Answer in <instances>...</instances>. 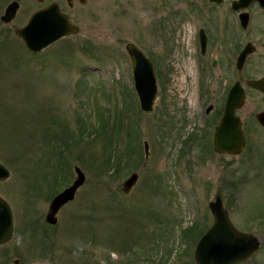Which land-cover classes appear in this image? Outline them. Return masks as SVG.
Listing matches in <instances>:
<instances>
[{
	"label": "rangeland",
	"instance_id": "1",
	"mask_svg": "<svg viewBox=\"0 0 264 264\" xmlns=\"http://www.w3.org/2000/svg\"><path fill=\"white\" fill-rule=\"evenodd\" d=\"M230 1L216 7L208 0H149L146 6L127 0L122 8L124 0H109L107 12L96 16L74 9L70 17L79 33L38 54H29L13 33L32 9L23 5L11 23L0 21V161L10 171L0 195L11 206L14 228L0 245V264H195V245L180 234L212 224L208 201L218 194L230 222L260 241L245 263L264 264V131L247 127L253 106L264 105H246L239 113L246 144L238 156L214 152L221 88L242 75L223 70V62L212 70L207 61V76L194 56L195 28L218 27ZM9 2L0 0V15ZM239 31L238 48L247 37ZM129 42L154 65L159 94L151 114L139 110L124 49ZM255 56L249 69L258 63ZM210 102L216 105L205 113ZM164 110L178 129L162 138L156 130ZM54 118L64 138L53 149L46 129ZM133 124L142 156L128 157L125 132ZM189 133L195 140L181 154ZM107 155L118 159V177L105 164ZM73 166L85 181L59 210L57 223L48 224L49 201L75 179ZM132 172L137 181L124 193L122 182Z\"/></svg>",
	"mask_w": 264,
	"mask_h": 264
},
{
	"label": "water",
	"instance_id": "2",
	"mask_svg": "<svg viewBox=\"0 0 264 264\" xmlns=\"http://www.w3.org/2000/svg\"><path fill=\"white\" fill-rule=\"evenodd\" d=\"M19 0L10 1L0 15V20L8 23L13 20L19 8ZM219 3L222 0H208ZM256 2L264 9V0H235L232 2L234 10H243L251 3ZM242 27H246L248 13L239 14ZM66 14L50 7L32 13L27 22L15 28L14 33L22 41L27 51L41 52L43 49L62 37L74 35L79 32V27L67 20ZM131 60L133 87L137 95L140 111L150 114L154 108L155 99L158 97V84L152 61L134 43H127L125 48ZM251 52L249 45L238 53L237 68L241 70L246 55ZM240 82H235L230 88L225 101L223 114L219 117L213 133V149L218 154L237 155L245 145L241 119L236 114L244 103V90ZM264 92V76L259 79H250L247 84ZM209 109H207L208 111ZM258 122L264 126V111L256 114ZM143 142L145 156L148 155V142ZM76 174L71 184L57 192L49 201L45 220L48 224L57 223V214L67 203L71 202L77 190L85 181V174L78 166H73ZM10 171L0 161V182L8 180ZM138 174L132 172L122 182V192L127 193L137 181ZM208 207L213 216V222L202 233L197 243L194 244L193 259L195 264H235L250 258L258 250V238L249 232L238 230L230 222L228 210L224 207L221 197L215 196L208 201ZM13 217L11 207L0 195V244L7 243L13 236ZM15 259L12 264H19ZM24 264V263H23ZM34 264H52L39 262Z\"/></svg>",
	"mask_w": 264,
	"mask_h": 264
},
{
	"label": "flooded vegetation",
	"instance_id": "3",
	"mask_svg": "<svg viewBox=\"0 0 264 264\" xmlns=\"http://www.w3.org/2000/svg\"><path fill=\"white\" fill-rule=\"evenodd\" d=\"M12 1V0H10ZM33 1V2H32ZM109 0H20L19 2V9L23 5H25L28 9H32L31 13L47 10L50 7L58 9L60 12L67 15V20L70 22H73L70 17V12L72 10L77 9L79 13L85 12L91 14L92 16H96L98 14L107 12L108 9V2ZM127 0H124V6L122 8H125L127 6ZM162 1V0H161ZM166 0H163L165 2ZM224 0L220 1L219 3H213L216 7H219ZM235 0L230 1V6L224 7L227 11H225V17L223 18V21L219 24V26H216L215 22H210L211 24L208 29L206 26H198L195 28V34L193 36L194 38V46H195V57L197 58L198 65L197 68L203 72L206 73V71L209 70V68L206 66L207 61L209 62L210 68L212 70H216L218 68L219 64L223 62L224 67L223 70L228 71H235L238 73L239 76H241L242 81H240L241 85L244 88V95L245 100L243 103L242 108H240L237 111V114H241L243 107L246 105H264V92H261L253 87H250L247 84L248 79H258L260 77L264 76V51L263 54H260L258 56H255L260 48H263L264 50V9H261V7L256 3H251L245 10H234L232 8V2ZM145 6L148 5L149 0H143L142 2ZM168 3V2H166ZM213 5V6H214ZM120 7V6H119ZM248 13V21L246 27H242L239 14L242 12ZM261 17V18H260ZM209 19V18H208ZM262 19V20H261ZM210 21V20H208ZM74 23V22H73ZM237 25H239L240 28H237ZM239 29H241L242 32H247V37L242 42V45L238 48L237 47V36L239 34ZM249 45V49H251V52L246 56L245 62L243 63V67L241 71L236 70V58L238 53H240L241 49ZM255 56V59L257 60V64H254L251 66V68H248V65H250L249 61L252 60V58ZM226 71V72H228ZM249 71H260L259 75L256 76V74L249 75ZM216 72V71H215ZM207 74V73H206ZM210 74V73H209ZM207 76H209L207 74ZM238 81L235 80L233 84ZM226 83H224L225 85ZM228 86H222L220 91V105H222L221 110L223 111V107L225 106V100L226 95L228 94V91L230 87L233 85ZM206 85V81L202 82L201 88L202 90L205 89L204 86ZM203 97L206 96V93L203 91ZM254 98L255 100H252ZM251 101V102H249ZM216 105L214 102H210L207 104V107H205V113H208L210 109H212V106ZM262 107V106H261ZM207 109H209L207 111ZM256 106H253V109L248 113L247 115L252 116L253 119L247 123V127L249 129H260L264 131V126H261L259 122L256 120L255 115L256 113L263 111L264 107L256 110ZM246 115V116H247ZM245 117V116H244ZM242 120V118H241ZM244 126V120H242V126ZM259 127V128H258ZM245 130V127H243V131ZM260 248V247H259ZM259 250V249H258ZM256 254L254 253L249 259L250 260L253 256ZM247 260H244L243 262H238L235 264H248L245 262H248Z\"/></svg>",
	"mask_w": 264,
	"mask_h": 264
},
{
	"label": "trees",
	"instance_id": "4",
	"mask_svg": "<svg viewBox=\"0 0 264 264\" xmlns=\"http://www.w3.org/2000/svg\"><path fill=\"white\" fill-rule=\"evenodd\" d=\"M85 49H87V48H85ZM219 114H220V112H219ZM165 117H166V119H165ZM53 120L54 121L50 122V125H49L50 128L47 127V129H46V130L52 132L51 135L48 136V138H46L47 143L51 144V146H50L51 148H53V146H54V145H52L53 143H55V145H57V143L60 144L59 141L62 142V140L64 138L63 136H61V135L58 136V134H57V128H61L59 121L56 118H54ZM117 120L118 119H116L113 122L114 123L113 128L117 124L116 123ZM158 121H159L158 130H156V131H158V135L162 138H165L167 136L166 132H172V131L175 132L176 129H178V127L176 126V123L178 122V120H175L174 116H172V115L170 116L168 111H166V110L160 112ZM52 124H53L54 128H52V126H51ZM134 125L135 124L130 126V129L126 130V132H125L126 136L128 137V141H127V144L125 147V151H124L125 153L124 154H128V157L135 155L136 153L139 154V151L141 153V150H139V148H141L140 143H138L139 141H135V138L138 136L139 133L137 130V126L135 125V127H134ZM105 129H106L105 125H102L101 130H105ZM132 140H134V141L132 142ZM192 140H195L194 135H193V133H189L186 136V138L183 140L184 145H183V148L180 150L181 154L187 152V150L190 149L191 145H189V144L192 142ZM68 142L69 141L67 140V143ZM141 156H142V153H141ZM60 159L62 161L61 166H63L65 163L61 157H60ZM105 164H110L111 166L113 165V167H112L113 168V175H116L119 172H121V167H120V165H118L119 164L118 159H116L112 155H107V159H106ZM116 176L118 177L119 175H116ZM153 188H156V187H153ZM156 190H157V188H156ZM203 232H204V230L199 229V227L196 224H194L192 226H189V227L183 229L182 234H180V235H182V238L185 241H187L188 239H190V240L192 239V243L194 245L197 242L198 238L201 236V233H203Z\"/></svg>",
	"mask_w": 264,
	"mask_h": 264
},
{
	"label": "bare ground",
	"instance_id": "5",
	"mask_svg": "<svg viewBox=\"0 0 264 264\" xmlns=\"http://www.w3.org/2000/svg\"><path fill=\"white\" fill-rule=\"evenodd\" d=\"M13 1V0H12ZM20 1V0H19ZM18 2V1H17ZM236 70H238V69H236ZM238 71H241V70H238ZM239 81V80H238ZM260 91V90H259ZM139 110H140V108H139Z\"/></svg>",
	"mask_w": 264,
	"mask_h": 264
}]
</instances>
